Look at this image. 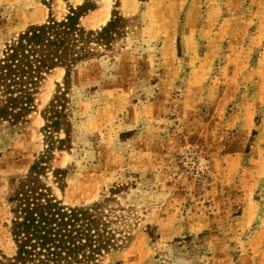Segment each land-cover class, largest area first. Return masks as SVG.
Wrapping results in <instances>:
<instances>
[{"label": "rangeland", "instance_id": "374dc122", "mask_svg": "<svg viewBox=\"0 0 264 264\" xmlns=\"http://www.w3.org/2000/svg\"><path fill=\"white\" fill-rule=\"evenodd\" d=\"M91 5L69 75L0 121V264L29 173L112 209L119 245L98 264H264V0H0V54Z\"/></svg>", "mask_w": 264, "mask_h": 264}, {"label": "trees", "instance_id": "16d2710c", "mask_svg": "<svg viewBox=\"0 0 264 264\" xmlns=\"http://www.w3.org/2000/svg\"><path fill=\"white\" fill-rule=\"evenodd\" d=\"M71 11L62 20L28 28L0 54V121L17 122L32 108L39 83L50 69L77 60L74 42L83 39L79 18ZM61 112H53L51 127H58ZM49 156H46L47 159ZM44 167L32 165V173ZM46 186L34 174L22 179L12 202L10 234L15 252L7 264H98L118 244V218L106 203L68 206L45 192Z\"/></svg>", "mask_w": 264, "mask_h": 264}, {"label": "crops", "instance_id": "0c3cea01", "mask_svg": "<svg viewBox=\"0 0 264 264\" xmlns=\"http://www.w3.org/2000/svg\"><path fill=\"white\" fill-rule=\"evenodd\" d=\"M98 10H99V9L96 8V9H94V10H92V11H89V12H91V13H95V14H96V17H95V19H94L95 21L99 20V18L97 17V14H99ZM91 13H90V14H91ZM90 14L87 13V14H86L85 16H83L81 19H82V20L85 19V17L89 16ZM95 14H94V15H95ZM100 24H101V23H98L97 25L99 26ZM102 24H104V23H102Z\"/></svg>", "mask_w": 264, "mask_h": 264}]
</instances>
